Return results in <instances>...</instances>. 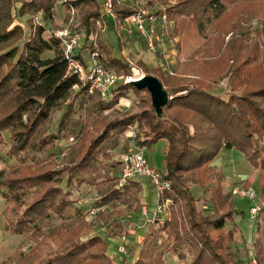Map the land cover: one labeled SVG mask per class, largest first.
<instances>
[{"label": "trees", "instance_id": "1", "mask_svg": "<svg viewBox=\"0 0 264 264\" xmlns=\"http://www.w3.org/2000/svg\"><path fill=\"white\" fill-rule=\"evenodd\" d=\"M224 1L178 0L174 8L167 10L176 22L181 51L187 52L192 41H197L198 46L176 77L160 69L146 70L147 76H155V72L161 76L160 81L172 98L158 113L150 93L133 85L118 86L106 100L99 94L90 95L79 77L69 73L61 41L46 39L44 35L49 31L40 23L32 22L28 34L15 25V19L26 15L32 21L38 14L46 21L53 20L57 0H0V144H8L6 154L10 159L19 164L30 162L0 172V190L9 205L5 230L31 237L37 250L24 255L19 249L2 264L111 263L108 240L127 234L117 218L141 209L142 184L130 182L118 189L122 163L112 162V152L132 129L139 149L151 150L161 141L168 143L165 169L157 170L168 173L165 179L171 183V191L163 198L172 200L169 216L152 222L138 246L140 253L134 264H166L167 255L183 264H244L243 259L251 251L259 264H264L258 221L264 214V45L260 43L264 34L262 31L258 37L227 40L234 28ZM113 3L119 28L135 9L125 7L119 0ZM82 5L87 8V16L79 27L87 33L88 46L103 23L99 0H74L63 8L68 12L69 6L78 10ZM215 22L218 35L204 37L208 25ZM107 46L96 45L104 68L130 74L128 64L114 57L113 48ZM200 55L202 60H196ZM76 59L82 60L81 55ZM228 74L225 100L212 92L219 88L220 78ZM129 89L147 94L141 98L140 110L130 114L115 111ZM76 105L78 119L74 118ZM56 111L64 113L54 133L51 126ZM5 132L11 135L9 143L3 137ZM216 133L221 144L213 149ZM62 135L76 137V163L60 168L51 161L35 160L57 147ZM222 142L225 148L241 150L260 174L263 208L257 217V238L243 250V235L236 224L239 214L225 191L224 173L212 165ZM125 148L128 149L127 144ZM112 168L118 172L117 177L108 175ZM103 169L105 173H101ZM101 178L113 185L85 217L71 199L72 187L94 186ZM192 185L208 195L203 204L194 195ZM105 206L108 209L97 217L107 230L106 238L95 236L82 241L94 230L86 218L93 209ZM55 219H60L61 225L46 236V223ZM49 238L57 248L41 257L42 249L49 247L43 242Z\"/></svg>", "mask_w": 264, "mask_h": 264}, {"label": "rangeland", "instance_id": "2", "mask_svg": "<svg viewBox=\"0 0 264 264\" xmlns=\"http://www.w3.org/2000/svg\"><path fill=\"white\" fill-rule=\"evenodd\" d=\"M61 0H57L55 15L53 20L46 21L43 19L42 14L36 15V17L32 18L28 15L22 17L21 19L17 18L15 19V25H19L24 30L25 34L30 33L31 31V23L33 22L35 25H39V23L46 27L47 31L44 35L46 39H49L55 31L62 30L67 27L68 25V17L66 9L63 8V5L60 2ZM122 5L128 8H133L135 11H138V8L140 9H150L155 11H160L165 8L172 9L178 4V0H119ZM225 7L228 12H231V23L233 24L234 32L227 36V40L229 38H236L238 39H245L250 37L245 36H251L258 37V32H262L264 34V0H225L224 1ZM100 9L102 6H104V0H99ZM63 8V9H62ZM87 8H85L83 5L79 7L78 9V17H77V24L81 25L84 18L87 16ZM103 23H101L99 31L94 39L95 44L99 45L100 43L104 45H110L113 48L114 51V57L117 59H120L121 61H125L126 59L130 60V62L133 63L134 67L139 71L141 74H146V70L151 69H160L163 73L164 71L160 67V63L158 62V58L152 54L145 42L140 39H138L134 31H126L123 26L121 25L119 28L116 24L115 16H107L102 17ZM216 22L211 23L208 25L205 31L204 37H216L218 33L216 32ZM84 27V26H82ZM118 29V30H117ZM177 29V26H176ZM116 31H118L116 33ZM176 34L179 36L177 30ZM246 34V35H245ZM180 38V36H179ZM253 38V37H252ZM181 41V38H180ZM181 43V42H180ZM264 45V38L261 40V42ZM90 46V43H89ZM107 46V47H108ZM191 48H189L186 52L181 51L182 48H180V57L176 60H174V64L172 67H174L178 73L180 74V70L182 68V64H184L186 61L191 60V55L193 52H195L196 47L198 46L197 41L191 42ZM86 58V60H90L87 54L84 52L83 54ZM196 60H202V55L197 56ZM141 63L143 65H141ZM141 66H144V69L141 68ZM130 68V67H129ZM126 74L125 72H123ZM132 73V71H131ZM130 73V74H131ZM122 74V73H120ZM128 75V74H126ZM154 77L161 79V76L158 73H154ZM176 77V76H175ZM230 83V74L223 76L219 80V88L217 90H214L212 93L221 95L225 100L228 99V94L224 92L225 88L228 87ZM120 86V85H119ZM146 93H139L138 91L134 89H129L126 92V98L121 100L119 104L115 107V111L121 112V113H132L137 112L140 110V107L138 105L140 104L141 98L143 96H146ZM128 100V101H126ZM128 102V103H127ZM76 113L74 115L75 119H78L80 112L78 111V106H75ZM112 111L108 112L111 113ZM64 111H56L53 114V122L51 126L52 132H57L59 121L63 115ZM133 135H136L135 131L129 130L120 140V145L112 152L113 160L112 162H118L120 161L121 156L124 153L129 152L131 149L137 148ZM10 133L5 132L3 134L4 139L7 143L10 142ZM71 139H74V142H71ZM219 134H213V146L212 148L218 147L220 142ZM128 145V149L126 150L125 145ZM223 147L220 149L219 154L214 159L212 165L213 167L218 168L219 171H222L225 176V191L227 194H229L233 200V206L237 210L239 217L236 219V224L238 226V229L243 232V240L244 244L240 246V249H245L246 244L249 245L248 239L250 235H252L253 238H257V230L259 228V222H260V230H261V237L264 238V214H260V219H256V221L252 220L251 216V208L254 206V202L251 199H241V198H234L232 196V190L235 187L243 186L245 183H249L250 186L255 190L258 198V205L263 208L262 198H261V188H260V174L259 171L255 170L254 166L248 162L246 159L244 153L237 149H230L224 147V142H222ZM168 143L166 141H161L153 146L151 150H145V153L147 154L149 160H153L154 164L157 165V168L160 170L165 169L164 168V160L166 159V150H167ZM77 146V139L74 136H71L70 138L65 137L62 135L61 140L58 141L57 147H55L51 152H45L43 154H40L36 157V161H51L54 164L58 165V167H62L66 164L76 163L77 159L75 158V148ZM9 149V146L1 145L0 144V172L3 170H7L11 167H18L23 165H29L30 162H27L25 164H19L16 159H10L7 156V151ZM111 164V162H110ZM106 170L103 169L101 173H105ZM108 175L111 177H117L118 172L115 168H112ZM112 182H105L104 178H101L98 180V183L94 186L92 185H84L82 187H77L76 185H73L72 191L73 196L72 200L75 201L77 207H79L84 216L88 213L89 210H91L93 207H95L100 200V198L105 195L108 190L112 187ZM66 184H64V187ZM192 187H194L192 185ZM193 193L196 197H198L201 200V204H203V200L205 198L204 189L196 186L194 187ZM9 205L6 202V200L2 196V191L0 190V264L6 262L9 260L19 249L24 253V255L32 254L34 252H37L35 250L36 245L34 240L31 237H25V236H16L12 235L5 230V219L8 212ZM95 209H108V207H100ZM104 210V211H105ZM103 212V211H101ZM100 212V213H101ZM99 214V213H98ZM86 217V216H85ZM87 223L91 224L94 228L92 234H89L88 236H85L82 238V241L86 242L92 237L95 236H101L103 238H106L107 230L105 228L101 227L102 221L101 218L97 215L94 217H88L86 218ZM118 221H121L120 219ZM62 221L60 219H55L51 222H47L46 226L44 228V233L46 236L51 233L55 228L59 227L61 225ZM125 227H128L126 225ZM117 240V239H115ZM128 241V238H127ZM52 249L50 250L49 247H44L41 251V257H45L51 253V251H55L57 248L55 243L52 239H47L43 242V246H48ZM118 243H113L111 240H108V251L107 255L110 259V264H112V260L116 259L118 257ZM233 247L235 248L236 245L233 244ZM128 250V249H127ZM137 252V250H136ZM134 252L133 254L137 255V253ZM254 253V251H251ZM250 252V253H251ZM132 251L130 252V254ZM249 253V254H250ZM132 255V254H131ZM139 256V255H138ZM249 256V255H248ZM247 257L243 259V263L247 260ZM134 255L132 257L129 255L128 260L129 264H134L135 258L133 259ZM117 261V260H115ZM166 264H177L178 262H181L178 258H172L170 255H167L165 257Z\"/></svg>", "mask_w": 264, "mask_h": 264}, {"label": "built area", "instance_id": "3", "mask_svg": "<svg viewBox=\"0 0 264 264\" xmlns=\"http://www.w3.org/2000/svg\"><path fill=\"white\" fill-rule=\"evenodd\" d=\"M74 0H61V4L68 7V4ZM167 8L155 11L150 9H138L127 17H125L122 26L126 31H134L145 42L148 50L158 58L160 67L168 76H177V71L173 66L174 60L180 57V38L176 34V22L170 19ZM102 17H114V3L113 0H104V6L100 9ZM68 25L62 30L55 31L51 36L62 42L64 47V54L69 63V73L79 77L81 83L88 88L90 95L99 94L102 99L109 98V95L122 84L132 85L134 82L140 81L147 77L146 74H141L134 67L130 60L126 59L125 62L130 67L131 74H118L114 71L106 70L103 66L101 55L96 48L95 37H91L88 41L90 46L94 47L91 50L87 46V33L77 24L78 10L69 6L68 12ZM49 33V32H48ZM87 54L90 60H86L83 55ZM81 55L82 60L76 59L77 55ZM75 87V90H78ZM134 131L133 129L131 132ZM134 139L136 135H133ZM74 142V139H71ZM120 162L122 163V170L118 179V189L124 188L130 182L147 179L150 181L154 188L157 206L155 215L158 217H168L169 207L172 200L164 199L163 196L166 192L171 191V183L165 178L167 172H161L152 167L145 150L134 148L129 152L124 153ZM234 198L251 199L255 201L258 196L252 187L239 186L232 190ZM261 206L254 203L251 208L252 220L255 221L261 211ZM105 209H93L89 217H94ZM147 216V211H144ZM156 219V217H155ZM154 219V220H155ZM153 220V221H154ZM152 221V222H153ZM121 244L118 246V257L112 264H129L128 250H127V236L124 234L120 237ZM244 264H259L255 254L251 252L244 262Z\"/></svg>", "mask_w": 264, "mask_h": 264}, {"label": "crops", "instance_id": "4", "mask_svg": "<svg viewBox=\"0 0 264 264\" xmlns=\"http://www.w3.org/2000/svg\"><path fill=\"white\" fill-rule=\"evenodd\" d=\"M136 36H138V34H136ZM137 38L141 40L140 37H137ZM126 101H128V100H126ZM149 161H150L152 167L160 170L159 168H157V165L154 164L153 160H149ZM136 182L141 183L143 186V191L141 193V209L139 210V212L131 213V214L124 216L122 218H117L118 220L120 219L123 222L124 226L128 225V227H125L127 230V234H125V235L128 238V241L126 242V244H127L128 254L131 257H132V255H134L133 259L135 258V261H136V259H138V255L140 253V249L138 246L144 240V238H145V236H146V234H147V232H148V230L152 224V221L155 219V217L157 218V216L155 215L157 200H156V195H155V191H154L153 186L151 185L150 181L147 179H141V180L136 181ZM249 187H251V186H249ZM253 202L259 204L257 199ZM144 211H147V216L144 215ZM241 233L243 234L242 231H241ZM116 239L117 240L114 239L111 241L115 244L117 242L118 243L117 248H118V246L121 244V239H120V237L116 238ZM255 240H256V237L253 238L252 235H250V237L248 239V243L253 244L255 242ZM262 241L264 243V238H262ZM136 250H137V252H136ZM131 251H132V253H131L132 255L130 254ZM134 252H136L137 255L133 254ZM177 264H183V263L178 262Z\"/></svg>", "mask_w": 264, "mask_h": 264}, {"label": "water", "instance_id": "5", "mask_svg": "<svg viewBox=\"0 0 264 264\" xmlns=\"http://www.w3.org/2000/svg\"><path fill=\"white\" fill-rule=\"evenodd\" d=\"M132 85L138 90H147L150 93L153 106L158 113L162 112V109L172 100L161 81L154 76H147Z\"/></svg>", "mask_w": 264, "mask_h": 264}]
</instances>
